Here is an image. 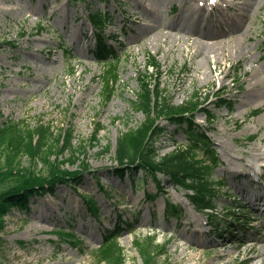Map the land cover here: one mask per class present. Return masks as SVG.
Returning a JSON list of instances; mask_svg holds the SVG:
<instances>
[{
    "label": "rangeland",
    "instance_id": "1",
    "mask_svg": "<svg viewBox=\"0 0 264 264\" xmlns=\"http://www.w3.org/2000/svg\"><path fill=\"white\" fill-rule=\"evenodd\" d=\"M258 1L260 8L251 10L221 0L223 6L232 7L206 11L200 0H89L87 4L0 0V124L21 123L34 129L44 124L57 134L73 128V144L86 146L87 162L94 171L85 175L77 192L70 185L60 186L55 195L38 198L28 211L13 209L2 218L0 264H106L98 261L95 252L110 233H115L126 264H144L136 241L150 245L153 264H264V171L258 179L251 169L258 171L264 164V0ZM98 10L112 16L105 34L120 59L119 86L108 103L102 101L99 78L104 65L97 62L88 20L89 13ZM243 11L249 16L240 17ZM185 27L193 29L192 35ZM204 32L211 37L203 38ZM242 35L239 43H233ZM219 41L227 51L238 45L230 60H221L218 66L215 54L209 60L193 56L202 45ZM149 55L162 66L160 75L149 73L151 80L160 84L174 105L195 93L201 101L209 97L205 106L215 120L208 122L200 113L196 122L208 133L221 161L213 179L226 185L216 213L233 219L248 214L243 217L251 228L247 233L239 229L238 235H232L225 227L216 233L207 215L189 202L188 192L168 177L160 176V187L141 173L134 188L128 178L114 175L117 138L145 119L132 102ZM221 97L233 101L232 109L215 108ZM255 110L260 113L253 116ZM98 122L103 127L92 142ZM162 125L167 133L156 143L159 156L188 146L185 129L166 121ZM107 145L110 152L102 153ZM257 153L263 155L255 157ZM69 156L66 151L52 159L62 162ZM4 163L0 155V167ZM31 165L26 157L21 160L22 168ZM79 165L80 161H67L65 168L75 171ZM34 169L46 174L41 160ZM5 183L0 182V191ZM86 197L97 201L101 209L97 218L88 211ZM167 205L181 206L180 220L166 214ZM119 217L123 227L116 232Z\"/></svg>",
    "mask_w": 264,
    "mask_h": 264
},
{
    "label": "trees",
    "instance_id": "2",
    "mask_svg": "<svg viewBox=\"0 0 264 264\" xmlns=\"http://www.w3.org/2000/svg\"><path fill=\"white\" fill-rule=\"evenodd\" d=\"M90 17L92 24L99 32L97 33L98 57L103 60L109 59L115 53L104 43L101 34L106 27L107 18L102 13H94ZM152 59L150 64L156 67L155 59ZM106 73L104 100L109 101L119 82L117 66H111ZM153 87L148 81V76H142L138 100L133 103V107L137 111L144 112L146 118L138 128L128 129L117 139L114 158L117 163L115 174L125 177L126 175H137L140 171L153 176L165 173L174 183L193 192L190 199L199 210L215 209L218 189L216 188L217 183L212 181L211 176L217 167L218 158L209 148L207 137L204 134L200 136L192 132L194 114L201 111L198 97L194 96L193 100L182 106H174L171 99L166 97L158 87L157 89L156 86ZM220 102V106L226 104L224 100ZM160 120L180 126L188 125L191 136L189 148L157 159L155 143L166 131L165 127H161ZM97 133L96 130L91 138L92 142L98 140ZM110 148L111 146L107 145L102 153H109ZM201 150L206 156L203 159H197ZM66 151L70 152L69 158L62 162L52 159L54 156L64 155ZM77 154L83 156V159H80ZM0 155L5 162L0 167V182H6V186L0 192V231L3 230L2 218L12 208L28 210L34 198L54 193L58 185H80L84 175L90 173L91 168L86 158V146L81 143L79 147H75L73 144L72 128H67L57 134L51 130L50 126L44 124L36 129L29 125L19 127V125L5 124L0 126ZM24 157L33 162L34 166L38 160H41L46 167V174L38 173L33 165L29 168H22L21 160ZM67 161L70 163L80 161V165L77 170L70 171L65 168ZM94 204L93 200H88L89 210L97 215L99 209ZM172 214L179 217V211L175 208ZM214 218L215 216L212 215L211 219ZM219 224L218 222L217 226ZM97 255L101 260L109 263L124 264L121 249L114 237L106 238ZM148 263L149 260L146 259V264Z\"/></svg>",
    "mask_w": 264,
    "mask_h": 264
},
{
    "label": "bare ground",
    "instance_id": "3",
    "mask_svg": "<svg viewBox=\"0 0 264 264\" xmlns=\"http://www.w3.org/2000/svg\"><path fill=\"white\" fill-rule=\"evenodd\" d=\"M203 1H205V0H203ZM234 1H236L238 5L244 4L247 8H249L251 10L254 9L257 5H259L258 0H234ZM144 3L145 2H139V6H144ZM260 6H261V4L259 5L258 8H260ZM145 9H149V7L145 5ZM242 16H249V14L247 13V11L246 12L243 11V15H240V17H242ZM232 19L234 20L235 17H232ZM237 19L241 20V18H237ZM237 29L239 31L241 30L240 27H237ZM183 30L186 31L188 35H192V33H193V29H190L188 27H185ZM243 36L244 35L237 36V38L234 40L233 43H239L240 38ZM202 37L208 39L211 37V34L208 32H204V33H202ZM220 45H221L220 41L216 42L215 44H212V45H209V44L208 45H202L201 52L194 50L193 56H197L199 54V55H202L203 57H205V59L209 60L210 55L215 54L219 58L218 63H216L219 66L221 60H224V59L230 60L231 59L232 55L237 52V51L235 52V49H237V46H238V45H236L235 49L233 51H227L226 48H223ZM256 83H259V80H257ZM262 155H263V153H257V154H255V157L262 156ZM262 158H264V155L262 156ZM258 200H260V199H257V201ZM255 204L257 205V207L261 206V204H259V203H255Z\"/></svg>",
    "mask_w": 264,
    "mask_h": 264
}]
</instances>
